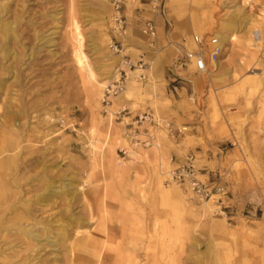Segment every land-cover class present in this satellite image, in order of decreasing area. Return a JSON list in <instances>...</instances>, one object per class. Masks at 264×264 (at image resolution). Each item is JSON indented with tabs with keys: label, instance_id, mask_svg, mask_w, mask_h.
I'll list each match as a JSON object with an SVG mask.
<instances>
[{
	"label": "rangeland",
	"instance_id": "obj_1",
	"mask_svg": "<svg viewBox=\"0 0 264 264\" xmlns=\"http://www.w3.org/2000/svg\"><path fill=\"white\" fill-rule=\"evenodd\" d=\"M109 1L110 10L104 0H0L7 7L0 6V94L13 99L11 106L0 101V115L11 109L14 128L7 130L13 147L0 152V168L8 171L2 177L16 180L7 186L9 204L0 207V264H93L101 247L104 264H264V0H227L228 6L212 0L206 8L163 0L162 12L151 0H124L123 13L139 6L146 19L149 11L163 14L167 34H181L179 48L163 38L153 51L130 44L128 22L123 33L116 30ZM230 12L243 29L225 44L220 67L177 69L179 90H166L156 58L170 50L171 64L184 46L194 47L193 35L223 30ZM10 20L20 36L5 39L13 52L1 48V26ZM75 21L93 80L77 65ZM140 52L146 69L128 70L130 95L123 91L106 104V87L126 68L124 60H138ZM182 144L186 154L175 156ZM189 152L201 179L226 186L223 203L220 195L207 203L170 180L169 171ZM44 181L55 188L62 182L67 192L39 202ZM23 204L30 212L21 218L8 211Z\"/></svg>",
	"mask_w": 264,
	"mask_h": 264
},
{
	"label": "bare ground",
	"instance_id": "obj_2",
	"mask_svg": "<svg viewBox=\"0 0 264 264\" xmlns=\"http://www.w3.org/2000/svg\"><path fill=\"white\" fill-rule=\"evenodd\" d=\"M171 4L172 5H175L177 4L176 2H174V0H171ZM190 7H194V8H197V7H204L206 8L207 6H209L212 2V0H185ZM214 1H218V0H214ZM222 2V4L224 6H228V2L227 0H219V2ZM177 2H179V0H177ZM220 2V3H221ZM104 4L106 5V7H108V9L110 10L111 8V3L109 0H104ZM214 4V3H213ZM169 5V4H168ZM216 5V4H214ZM0 6H2V8L4 9L3 11L5 12L6 10V2H1L0 3ZM170 6V5H169ZM211 6V5H210ZM232 12H230L229 14H227V16L224 17V21H223V30H217L215 31V36L219 37L220 41L225 45L226 43L228 44V42H231L233 40L236 39L237 37V34H240L241 30L243 29V26L240 25L239 23L236 25V22L234 20H232ZM13 22V23H12ZM16 22L17 21H5L4 23H2V26H1V31H2V42H1V48H6L8 49L10 52H13V48H10V47H6V40L7 38H13V39H16V41H19L20 40V36L18 33H16L13 29L16 25ZM79 22V21H78ZM77 21H75L74 23V37H75V40L77 41V46H76V49L74 48L75 50V56H76V60H77V65H79V68L82 70V72H86L85 74V78H89V79H95V73H94V70L91 68V66L88 64L87 62V58H86V55L82 52L81 49H83L82 47V35H81V29H79V23ZM176 23H178L176 21ZM260 27H261V32H262V36L264 38V19L263 21H261V24H260ZM257 29V28H256ZM253 32V31H252ZM257 33V32H256ZM260 34V33H259ZM253 35V34H252ZM255 35V34H254ZM258 35V34H257ZM260 36V35H259ZM261 36V37H262ZM258 37V36H257ZM255 39V37H253ZM260 39V38H259ZM258 39V40H259ZM82 46V47H81ZM30 55H31V52H30ZM121 55V54H120ZM123 57V56H122ZM117 60V59H116ZM121 60V58H120ZM215 65H216V68H219L220 67V60H216L215 61ZM79 69V70H80ZM113 69V68H112ZM137 69H133L131 72L132 73H135ZM83 74V75H84ZM98 79V78H97ZM195 79V78H194ZM198 79V80H197ZM195 81L198 82L200 81L199 78H197ZM128 80V79H127ZM136 81V80H135ZM103 82L102 81H99V85L97 86V89H99L101 92H102V88H103ZM133 81H130L129 83V87L128 89L124 90V92L120 95V96H124V97H127L130 95V88L131 86L133 85ZM138 85V84H137ZM93 87V86H92ZM2 88V86H0V89ZM95 89V88H94ZM92 91V90H91ZM95 91V90H94ZM97 91V90H96ZM97 93V92H95ZM105 93V92H104ZM120 98V97H119ZM100 99V98H99ZM2 100V103H3V106L6 105V102L8 103L9 106H11V102H12V98H9V97H2L1 94H0V101ZM98 100V99H97ZM97 102V101H96ZM99 105V104H97ZM8 106V107H9ZM97 107V106H96ZM3 108L2 107V104H0V109ZM100 108V107H99ZM4 109V108H3ZM7 111H11V109H7ZM5 112V114L3 115V118H2V115H0V152L1 151H8L9 149H11L13 147V142L10 141L9 139V142H8V139H7V136H8V131H12L14 132V128H13V124L10 123L11 121V118H12V113L9 114V112ZM111 111V118L113 116V111L110 109ZM117 112V111H115ZM95 130V129H94ZM94 133V132H93ZM93 134H92V138H93ZM107 140V139H106ZM100 142V141H99ZM93 144V148H94V159H95V162L97 163L98 161L101 160V155L97 153V149L99 148L98 145H97V141H96V144L92 143ZM104 147V146H103ZM106 147V146H105ZM104 149V148H103ZM112 152V151H111ZM113 153V152H112ZM107 156V155H106ZM109 158V157H108ZM134 158V157H133ZM10 161H12V158H10ZM134 161V160H133ZM112 163V162H111ZM110 164V163H109ZM110 167V165H109ZM112 167V166H111ZM120 167H117L116 165H114V169L118 172ZM112 169V168H111ZM162 171V170H161ZM7 170H2L0 168V207L2 206V204H9L8 203V195H7V186L9 184H12L14 182H16V180H14V178L12 179L11 175H8L7 178H4L2 177L3 175L6 176L7 175ZM116 174V173H115ZM159 176V175H158ZM157 176V177H158ZM161 176V175H160ZM47 182V181H46ZM44 181V184H43V189L38 192L37 194V199L39 200V202H48L52 196H59L61 193H64L65 191L67 192V189L65 187V185L60 182V184L56 185V188L54 187L55 186V182H47L46 183ZM165 183V182H164ZM163 183V184H164ZM172 183V182H171ZM161 184V187L163 189V184L162 182H160ZM166 184V183H165ZM178 184V183H177ZM165 189L164 191H167L170 193V191H172L173 187L172 186H169L167 187L166 185H164ZM178 187V186H177ZM177 187H174V189L176 188L178 190ZM190 192L192 193L191 189L189 188ZM162 192V191H160ZM159 192V193H160ZM175 192V191H174ZM69 194H72L70 199L73 198V193H74V190H70L68 191ZM171 195V194H170ZM184 196V195H183ZM176 197V196H175ZM178 197V196H177ZM182 198V197H181ZM179 199V198H178ZM184 200V199H183ZM182 200V201H183ZM207 203H209V200L206 201ZM14 204V203H12ZM211 204V203H210ZM182 205V204H180ZM22 209L23 210H20L17 208V206H10L8 208V211L12 210V211H15L16 210V215L18 218H21L22 216L24 215H27V212H30V207L29 205H21ZM4 212L5 211H1L0 212V223L3 219V215H4ZM80 225V224H79ZM15 228L21 230L23 233L25 234H28L30 237H39L40 234H38L36 232V230H34L33 228H26L23 224H16L14 225ZM68 227V226H67ZM0 229H4V228H1L0 226ZM67 229V228H66ZM82 231V230H81ZM67 232H69L68 230L66 231L64 228L60 230V235L63 239H66L67 238ZM78 231H76L77 233ZM69 235V234H68ZM80 241V240H79ZM80 243V242H79ZM103 248L101 247L100 249H96L95 250V255L94 253L90 252V254L94 255V263L93 264H104V259L108 257L107 254L103 253ZM103 254V255H102ZM88 261H93V258H89ZM73 264V263H72Z\"/></svg>",
	"mask_w": 264,
	"mask_h": 264
},
{
	"label": "built area",
	"instance_id": "obj_3",
	"mask_svg": "<svg viewBox=\"0 0 264 264\" xmlns=\"http://www.w3.org/2000/svg\"><path fill=\"white\" fill-rule=\"evenodd\" d=\"M154 11L162 12L163 0H151ZM114 15L113 20L115 28L118 32L123 33L126 29V17L123 13L124 0H113ZM145 32L152 35L156 34V28L153 19H148L144 28ZM194 47L189 49L184 46V53L176 59V66L180 69L193 66L196 71L207 72L215 68V61L219 60L224 52L225 45L220 41L219 37L213 35H193ZM122 43H115L114 47L117 51H122ZM126 68L120 70V76L106 87L105 99L106 104H109L110 98L117 96L126 88L127 79L129 77L128 70L146 69L145 60L140 57L138 60L126 58L124 60ZM141 78H146L147 75L140 74ZM221 176V175H220ZM170 180L179 184L187 185L192 192L202 200H210L215 195H220L217 201H224V195L227 193L226 186L219 179L203 180L199 177L196 166V156L194 152H189L184 161L178 166L169 171Z\"/></svg>",
	"mask_w": 264,
	"mask_h": 264
},
{
	"label": "crops",
	"instance_id": "obj_4",
	"mask_svg": "<svg viewBox=\"0 0 264 264\" xmlns=\"http://www.w3.org/2000/svg\"><path fill=\"white\" fill-rule=\"evenodd\" d=\"M126 3L128 4V2ZM148 13L152 15V18H149V19H153L154 24H155V28H156L155 35H152L144 31L146 21L148 19H146V16L143 15L142 9L139 6L134 7V8L133 7L129 8L128 6L124 7V14L128 22L127 26H128V30L130 34L129 42L130 44L133 45V47L136 50L150 49L153 51L154 47L161 44V41L163 38L166 39V42H168L167 44H170V46L177 47V48H179V46H182V44H180V42L177 41V39H179L181 35L180 33H172L171 36L167 34L166 18L163 14L158 15L151 11H149ZM167 49H170V47ZM168 51H169L168 54L159 55L158 58H156L155 55H152V56L156 58V66L158 67L159 78L161 82L164 84L165 89L167 90L168 86H170L171 91L175 92V90L176 91L179 90V87L177 86V84H175L177 80V76H178V72H176V70L180 69L176 66V59L178 56L174 58L170 64V61L172 58V53H171L172 51L171 52L170 50ZM154 52L160 53L158 49L157 51H154ZM144 56L145 55L143 52L139 53V58L142 57L143 59H145ZM141 116L146 117V115H141ZM194 146H196V148L200 147L197 141L194 143ZM212 146H211V149H212ZM187 150L188 149L186 145L182 144L181 147L174 148L173 152L175 156H180V155L186 154ZM220 150H222V148H220ZM198 151L204 152L203 149H199ZM210 151L209 150L205 151V154L210 156V159H211L212 153ZM207 159L209 160V157Z\"/></svg>",
	"mask_w": 264,
	"mask_h": 264
}]
</instances>
